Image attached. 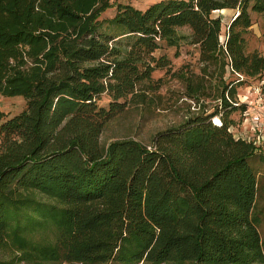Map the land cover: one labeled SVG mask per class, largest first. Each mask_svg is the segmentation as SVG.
<instances>
[{
  "label": "trees",
  "instance_id": "trees-1",
  "mask_svg": "<svg viewBox=\"0 0 264 264\" xmlns=\"http://www.w3.org/2000/svg\"><path fill=\"white\" fill-rule=\"evenodd\" d=\"M108 7L0 0V95L25 99L8 119L0 111V264H264L248 162L264 152L231 130V114L246 109L235 104L237 86L264 72V55L246 52L244 39L264 0L118 4L101 20ZM227 8L235 14L222 42L212 13ZM182 39L198 45L203 72L213 65L219 74L213 111L156 132L150 144L103 145L107 122L131 102L145 104L138 87L168 64L154 51ZM226 67L243 78L227 84ZM204 87L203 77L187 84L189 96Z\"/></svg>",
  "mask_w": 264,
  "mask_h": 264
},
{
  "label": "rangeland",
  "instance_id": "rangeland-1",
  "mask_svg": "<svg viewBox=\"0 0 264 264\" xmlns=\"http://www.w3.org/2000/svg\"><path fill=\"white\" fill-rule=\"evenodd\" d=\"M156 1L159 0H108L109 7L100 14L99 18L101 20L111 18L115 14L118 4H130L136 8L144 9ZM234 14L235 9L230 8L216 10L212 13L213 17L220 16L221 18L219 38L222 42L226 38L227 26ZM250 16L252 24L244 34L245 50L246 52L257 51L264 55V14L251 12ZM102 29L106 30L105 25ZM190 32L186 27L179 29L181 34L189 35ZM153 55L156 58L165 56L168 59V64L155 68L147 85L143 83L138 87L140 90H144L145 104L131 102L122 113L107 122L100 135V142L103 145L124 137H133L145 144H150V139L156 132L179 125L186 117L196 113L208 114L213 111L218 100L216 85L219 82V74L213 76L215 72L213 65H208L207 71L203 72L202 68L205 63L200 60L198 45L191 43L189 39H182L177 46H168L161 42V46L154 51ZM200 77L205 80L204 89L194 97L189 96L187 84L198 81ZM237 78L243 77L231 72L226 67L224 81L228 84ZM257 89L264 94V72L261 76L245 77L237 86V99L244 100L246 97L249 102H253L257 97ZM109 100L107 95H103L99 103L107 106ZM244 104L246 107L248 106V103ZM24 107L25 99L22 96L0 95V111L4 114L2 120L18 114ZM242 112L237 110L231 114L235 120L234 125H238L235 126L234 132H238V129L242 127ZM212 118L217 119L216 116ZM257 134L259 133L257 132ZM254 138L257 141L255 136ZM258 143L261 144L260 149L264 152V141L259 139ZM248 162L257 171L256 209L261 212L262 221L259 230L264 242V159H260L256 154L249 157Z\"/></svg>",
  "mask_w": 264,
  "mask_h": 264
},
{
  "label": "built area",
  "instance_id": "built-area-1",
  "mask_svg": "<svg viewBox=\"0 0 264 264\" xmlns=\"http://www.w3.org/2000/svg\"><path fill=\"white\" fill-rule=\"evenodd\" d=\"M256 95L257 97L253 102H249L246 97L244 100L238 98L235 104L248 103V106L242 112V127L238 129V132H234L235 126L238 125H232L231 130L235 137L252 141L255 146L260 147L261 144L258 143L259 139L264 141V97L262 91L259 89H257ZM254 136L257 138V141Z\"/></svg>",
  "mask_w": 264,
  "mask_h": 264
},
{
  "label": "bare ground",
  "instance_id": "bare-ground-1",
  "mask_svg": "<svg viewBox=\"0 0 264 264\" xmlns=\"http://www.w3.org/2000/svg\"><path fill=\"white\" fill-rule=\"evenodd\" d=\"M214 122H215L216 124H219V123H220L218 119H215Z\"/></svg>",
  "mask_w": 264,
  "mask_h": 264
},
{
  "label": "crops",
  "instance_id": "crops-1",
  "mask_svg": "<svg viewBox=\"0 0 264 264\" xmlns=\"http://www.w3.org/2000/svg\"><path fill=\"white\" fill-rule=\"evenodd\" d=\"M263 94V93H262ZM263 97H264V94H263Z\"/></svg>",
  "mask_w": 264,
  "mask_h": 264
}]
</instances>
